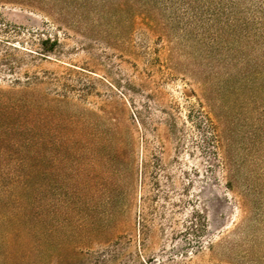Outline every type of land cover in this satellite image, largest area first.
I'll return each instance as SVG.
<instances>
[{
	"label": "rangeland",
	"instance_id": "374dc122",
	"mask_svg": "<svg viewBox=\"0 0 264 264\" xmlns=\"http://www.w3.org/2000/svg\"><path fill=\"white\" fill-rule=\"evenodd\" d=\"M110 33L0 0V89L30 83L83 124L58 151L48 137L46 264H264V131L245 109L230 141L212 127L207 51H173L140 15Z\"/></svg>",
	"mask_w": 264,
	"mask_h": 264
},
{
	"label": "trees",
	"instance_id": "16d2710c",
	"mask_svg": "<svg viewBox=\"0 0 264 264\" xmlns=\"http://www.w3.org/2000/svg\"><path fill=\"white\" fill-rule=\"evenodd\" d=\"M37 1L108 40L113 27L123 36L140 15L162 35L174 34L173 51H207L213 65L204 97L217 119L212 127L230 141L234 120L245 109L264 131V0ZM33 90L30 83L0 89V264H46L43 247L36 245L47 208L48 137L57 134L58 151L60 131L83 125L65 113L64 101H39ZM236 168L227 163L228 187L241 190L245 206L255 189L243 187Z\"/></svg>",
	"mask_w": 264,
	"mask_h": 264
}]
</instances>
